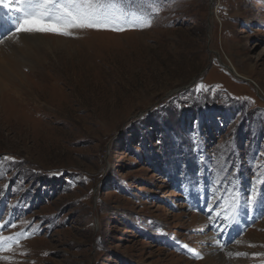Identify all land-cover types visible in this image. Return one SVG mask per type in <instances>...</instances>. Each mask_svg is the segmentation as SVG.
<instances>
[{"label": "rangeland", "instance_id": "1", "mask_svg": "<svg viewBox=\"0 0 264 264\" xmlns=\"http://www.w3.org/2000/svg\"><path fill=\"white\" fill-rule=\"evenodd\" d=\"M131 4L150 27L43 33L76 54L2 94L0 264H264V0Z\"/></svg>", "mask_w": 264, "mask_h": 264}, {"label": "snow or ice", "instance_id": "2", "mask_svg": "<svg viewBox=\"0 0 264 264\" xmlns=\"http://www.w3.org/2000/svg\"><path fill=\"white\" fill-rule=\"evenodd\" d=\"M9 2L17 6L18 13L11 21L13 30H10L9 35L12 39H18L20 34L34 33L73 36L75 29L122 32L126 29H143L152 24V17L134 8L131 0L127 3L125 0H9ZM0 6L7 7L5 0H0ZM2 42L3 39H0V43ZM255 200L254 192L252 201ZM8 224L9 222L5 221L0 227H6ZM11 226L16 227L15 224ZM20 235L18 233L17 237ZM11 239L14 237L0 236V249L8 250L5 245ZM16 242H19L18 238Z\"/></svg>", "mask_w": 264, "mask_h": 264}, {"label": "bare ground", "instance_id": "3", "mask_svg": "<svg viewBox=\"0 0 264 264\" xmlns=\"http://www.w3.org/2000/svg\"><path fill=\"white\" fill-rule=\"evenodd\" d=\"M59 39V37H56L52 39L53 43H51V39H44L43 33L20 34L18 39H4V44L0 48V98L4 92L18 94V96L29 95L28 92L34 90L32 85L34 82L42 83L51 80L52 77L49 76L51 72L47 73L48 78L44 77V75L41 76V72L45 69H41L40 64L47 70L53 69L55 63L50 59V53L55 55L56 63L61 64V57L68 60V55L76 54L75 51L77 49L72 48L69 51L68 41ZM80 42H82L81 39ZM40 47H47L49 49L46 52L47 54L41 56L40 52H37V48ZM72 50H74V53ZM27 67H29L28 71L22 70L27 69ZM33 97L30 100H33ZM35 107L37 106L35 105ZM39 115L43 116V114ZM47 117L51 118L49 115Z\"/></svg>", "mask_w": 264, "mask_h": 264}]
</instances>
